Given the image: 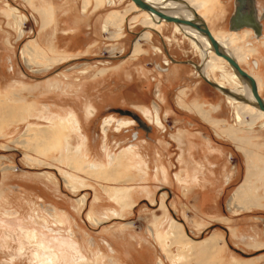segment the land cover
<instances>
[{
  "label": "rangeland",
  "instance_id": "1",
  "mask_svg": "<svg viewBox=\"0 0 264 264\" xmlns=\"http://www.w3.org/2000/svg\"><path fill=\"white\" fill-rule=\"evenodd\" d=\"M190 1L232 35L235 0ZM145 17L131 0H0V264H264V116L240 124L189 39ZM232 38L264 98V38ZM70 112L69 133L51 120Z\"/></svg>",
  "mask_w": 264,
  "mask_h": 264
},
{
  "label": "bare ground",
  "instance_id": "2",
  "mask_svg": "<svg viewBox=\"0 0 264 264\" xmlns=\"http://www.w3.org/2000/svg\"><path fill=\"white\" fill-rule=\"evenodd\" d=\"M145 1H147L148 3L154 5L155 7L163 10L164 12H166L167 14H170V15L188 18V19H195V18H197L196 13H198L200 18H202L203 20L206 19L204 16H202L201 13L197 12V10L199 8L195 5L194 1H190V0H145ZM134 5L136 7H138L135 3H134ZM140 10H143V9H140ZM143 11H145V10H143ZM145 13L147 14V17L144 18L143 22L148 27L158 25L164 21L168 22L165 19H160L155 14L149 13L148 11H145ZM175 25H176L175 26L176 32L183 33V35L186 36L189 39V41L192 43V45L200 52L199 54L201 55L202 60H201V63L199 65H197V67H196V69L197 68L199 69L197 71L200 72V74L205 78V80L208 79V80L216 83L218 85V87H215V88L220 90L222 93L226 94L225 96H226L229 103L235 104V107L237 108V110H236L237 117H239L241 119V121H243L246 117H248V120H247L249 122L248 124L252 125L258 120L257 117L259 115L264 116V111H262L258 107L257 101L253 97L249 82L246 80H243L237 74V72H235L233 69H231L230 72H227V70H225L223 68L222 64H224V65L226 64L228 66H230V65L224 58H222L221 56H218L215 53L213 46H212L211 42L209 41V39L201 31H199L198 29H196L194 27L186 26V25H180V24H176V23H175ZM231 31H230L231 33H229V34H232V35L236 34L234 32H237L235 30H231ZM211 32L217 38V40L219 39L218 41L221 44L223 50L225 52H227L228 54H230L231 56H233L236 60L238 59L239 61L238 60L237 61L239 63L240 60L242 59V57L232 47V43L234 41L232 38V35L231 36L229 35V38H230L229 41L225 42V41H223L221 36L214 33L212 30H211ZM150 35H151V33L149 31H144L140 35L138 40H140L142 38L150 39ZM224 39L227 40L228 37L225 36ZM155 49H157V47ZM27 62H28V65L31 64L29 62V60H27ZM230 68H231V66H230ZM217 72L219 73V76H220L219 79L215 78V74H217ZM255 79L257 80L258 88L260 91V82L261 81L259 82L257 77H255ZM213 80H215V81H213ZM220 87L225 88L226 91H223V89H220ZM252 109H253V111H252ZM89 112H90V114H92L93 110L89 109ZM146 117L149 119L150 118L154 119V116H151V115L150 116L147 115ZM155 118H156L157 124L160 123V119H159L158 115ZM72 120H75L77 122L76 113H74V112H70L69 115H67V117H65V119L62 117H57V118H53L51 121L53 122V124L55 123L57 125L62 126L66 131H68L70 133L72 130L70 127L72 124ZM78 121H80V120H78ZM127 123H128V121L127 122L124 121V122H121V125L123 126L124 124H127ZM78 124H79V122H78ZM51 130H52V127L48 130V132H47V129H44V128L39 129L36 132V135L38 137H41V136H45L48 134L49 137H52L50 135ZM69 133H67L66 136L63 135V137L65 139V147H66L67 151L70 153L71 151H73V147L70 144L71 140H70ZM127 151H130V150H127ZM82 153L84 154L83 149H82ZM123 153H125V151H123ZM126 153L128 154V152H126ZM126 158H130V157L127 156ZM131 163H133V162H131ZM122 189L123 188H121V190L118 191V194L121 195L119 197L120 200H122L124 198L123 199V202H124V201H126V199H128L127 197H128V192H129L128 190L129 189L128 188L127 189L124 188L123 190ZM90 217H93V216H90ZM95 220H96L97 224L100 223V221L97 218H95ZM206 245H204V246H202V248H200L201 252L208 250ZM208 251H210V249ZM207 255H209V254H207ZM182 256H183L182 254H178L176 257L180 260L182 258Z\"/></svg>",
  "mask_w": 264,
  "mask_h": 264
},
{
  "label": "water",
  "instance_id": "3",
  "mask_svg": "<svg viewBox=\"0 0 264 264\" xmlns=\"http://www.w3.org/2000/svg\"><path fill=\"white\" fill-rule=\"evenodd\" d=\"M140 9L148 11L149 13L157 15L160 19H165L168 22L191 26L199 31H201L211 42L215 53L218 56L224 58L231 68L237 72V74L243 79L249 82L251 91L254 99L257 101L258 107L264 111V98L261 96L258 88V83L255 77L247 72L245 69L241 67L238 61L225 52L217 40V38L213 35L209 27L207 26L205 20L199 17V14L196 13L195 19H188L183 17H178L174 15L167 14L163 10L155 7L154 5L148 3L145 0H132ZM242 28H251L253 29L255 35L260 37L263 33V24L261 21V16L259 15V10L256 6V0H235V11L230 18V30H240ZM210 85L214 87H218V85L210 80H206ZM223 91H226L225 88L220 87ZM115 112L120 113L121 115H127L132 117L138 125L145 129L146 131H150L152 126L145 121V119L139 115L135 110L131 109H122L115 108L113 109Z\"/></svg>",
  "mask_w": 264,
  "mask_h": 264
},
{
  "label": "flooded vegetation",
  "instance_id": "4",
  "mask_svg": "<svg viewBox=\"0 0 264 264\" xmlns=\"http://www.w3.org/2000/svg\"><path fill=\"white\" fill-rule=\"evenodd\" d=\"M133 4H134V3H133ZM258 10H259V9H258ZM142 11H143V10H142ZM197 12H199V11H197ZM199 13H200V12H199ZM259 15L261 16V21H262V24H263V21H264V11H263V12H262V11H259ZM202 16H203V15H202ZM163 23H165V21L162 22V23H160V24H158V25L161 26ZM168 23H169V22H168ZM173 25L176 26L175 23H173ZM229 25H230V24H229ZM263 26H264V25H263ZM152 28H153V27H152ZM263 28H264V27H263ZM153 29H154V28H153ZM157 30H158V29H157ZM157 30H155V31L158 32V33H161V32H159V30H158V31H157ZM210 30H211V29H210ZM243 30H249V31H250V36H251V37L253 36V37L256 39V41H257V40H260V39H262V38H264V36H262V38H261V37H257V36L254 34L253 29H251V28H242V29H240V30H236V31H237V33H239L240 31H243ZM230 31H231V30H230ZM230 31H229V33L232 32V31H231V32H230ZM150 32H151V31H150ZM151 33H152V32H151ZM234 33H236V32H234ZM237 33H236V34H237ZM151 36H152V35H151ZM224 36H227L228 39L225 40V39H224ZM222 39H223V41L226 42V41H229L230 38H229V35H228V34H224ZM218 40H219V39H218ZM160 52H162L161 49H160ZM234 56H235V55H234ZM235 57H236V56H235ZM236 58H237V57H236ZM201 60H202V57H201ZM237 60H238V59H237ZM238 61H239V60H238ZM240 62H241V61H240ZM240 62H239V63H240ZM200 63H201V62H200ZM200 63H199V64H200ZM199 64H196V63L193 62V65H194L195 69H196L197 65H199ZM240 64H241V63H240ZM197 70H199V69L197 68ZM198 72H199V71H198ZM199 73H200V72H199ZM237 120H238V122H239L240 124L243 123V121H241V119H240L239 117H237ZM133 122H134V120H133ZM127 124H129V121H128Z\"/></svg>",
  "mask_w": 264,
  "mask_h": 264
},
{
  "label": "crops",
  "instance_id": "5",
  "mask_svg": "<svg viewBox=\"0 0 264 264\" xmlns=\"http://www.w3.org/2000/svg\"><path fill=\"white\" fill-rule=\"evenodd\" d=\"M161 167H162V166H161ZM161 167H160V168H161ZM165 169H166V168H165ZM163 173H164L165 175H167V171H166V170H164ZM188 176H189V177H190V176L193 177V179H195V178L198 179V176H197V175L192 176L191 173H189V172H188ZM195 180H196V179H195Z\"/></svg>",
  "mask_w": 264,
  "mask_h": 264
}]
</instances>
